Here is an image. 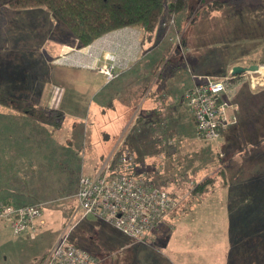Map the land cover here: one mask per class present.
<instances>
[{
	"label": "rangeland",
	"instance_id": "rangeland-1",
	"mask_svg": "<svg viewBox=\"0 0 264 264\" xmlns=\"http://www.w3.org/2000/svg\"><path fill=\"white\" fill-rule=\"evenodd\" d=\"M9 1L0 0V92L25 100L27 106L36 104V111L49 110L50 102L62 98L60 89L50 91L44 59L55 41L67 43L72 36L58 22L57 27L45 8L23 9ZM165 11L148 63L153 64L150 71L159 60L165 74L176 69L167 86L188 123L192 113L182 94L191 77L224 78L237 87L247 80L229 78L233 65H264V0H187L174 15ZM107 61L92 68L104 74V66L115 64V78L117 70L126 68L112 55ZM137 75L136 85L133 80L114 81L100 95H67L77 105L64 111L57 126L30 116L27 122L18 120L12 115L16 110L0 106V154L11 147L15 151L0 158V187L8 189L0 200L8 195L14 204H43L34 237L29 232L15 235L9 227L1 231L0 264H39L72 219L70 242L91 254L95 264H264V109L246 118L253 126L249 131L241 125L244 112L232 90L223 96L227 124L216 140L200 138L192 121L184 123V138L172 147L166 125L172 121L158 131L161 141L141 146L133 137L135 166L152 171L156 184L174 191L180 201L175 214L148 234L146 242L125 236L98 217L76 214L81 177L97 174L132 126L148 92L146 82L155 80L151 73ZM74 113L79 118L70 115ZM17 134L30 137L25 147L9 141L7 148L4 136ZM208 179H214L208 192H193L195 183Z\"/></svg>",
	"mask_w": 264,
	"mask_h": 264
},
{
	"label": "built area",
	"instance_id": "built-area-1",
	"mask_svg": "<svg viewBox=\"0 0 264 264\" xmlns=\"http://www.w3.org/2000/svg\"><path fill=\"white\" fill-rule=\"evenodd\" d=\"M258 66L256 71L238 75L247 80L253 89L264 86V65ZM114 67L115 64H112L102 69L109 80L115 78ZM230 75V79L236 78L232 70ZM228 81L224 78L201 80L185 94L197 135L203 139L216 140L220 135L219 129L227 124L225 104H221L220 98L226 92ZM132 156L126 152L117 157V151L112 152L96 175L81 177L76 193V214L93 215L125 236L146 242L147 235L155 224L165 218L173 201L165 190L121 173L123 168L128 170L135 165ZM42 206L0 203V222L6 223L15 235L29 232L34 237L35 223L42 216ZM73 226L72 219L39 264H95L91 254L70 242L69 232Z\"/></svg>",
	"mask_w": 264,
	"mask_h": 264
},
{
	"label": "trees",
	"instance_id": "trees-1",
	"mask_svg": "<svg viewBox=\"0 0 264 264\" xmlns=\"http://www.w3.org/2000/svg\"><path fill=\"white\" fill-rule=\"evenodd\" d=\"M166 0H10L9 4L14 5L18 8H45L49 11L52 17L55 19L56 22L60 24V26H64V28L70 33V35L75 38L78 42L79 48L88 47L97 39L103 37L104 35L124 28H136L141 32V45L143 48V52H147L149 50L154 49L157 46V30L162 22V18L165 14V10L171 12L172 15L174 13L183 10L186 5V0H173L170 4H166ZM167 5V6H166ZM167 7V9H166ZM163 64V61H160L154 68L153 77H157V81L155 86L160 87L165 78L168 74L164 73L163 71L159 73L160 67ZM159 73V74H158ZM226 73V72H225ZM224 73V74H225ZM222 74V75H224ZM236 78L239 79L238 75H234ZM196 84V83H195ZM194 84V85H195ZM194 85L192 87H194ZM230 86L228 84L226 89L227 92L232 90L233 96L236 97V101L240 108L243 110L244 115L241 117L242 124L246 129L249 131H253V126L250 122L246 121L251 115V112H258V109L261 107L264 109V86L258 87L256 89H252L249 86V82L239 83ZM149 84L146 86L148 88ZM154 86V87H155ZM153 87V88H154ZM191 87V88H192ZM235 87V88H232ZM182 94V99L185 101V94ZM159 89V88H157ZM157 89L151 90L147 95V98L156 96ZM144 93L141 97L144 96ZM223 93L220 98L221 104H225L226 108V98L223 96ZM159 94V93H158ZM226 96V95H225ZM19 97L6 92H0V104L11 106L15 108L17 111L22 112L30 117H33L40 122L50 124V125H59L61 122L62 114L60 111L56 109H43L42 111H36L38 108L36 104L28 102L27 103L23 99H18ZM228 105V104H227ZM32 106V107H31ZM187 106V104H186ZM30 107V108H27ZM254 107V108H253ZM140 110V115L137 119V124L134 125L131 134L128 135L124 142L121 144V147L117 150V157L126 153L132 152V143L136 137L138 143H141V146L147 142V138L149 137L147 134H150L151 130L155 132V139L152 141H161L162 135L158 133V131L163 128L162 121H152L149 125L142 124L143 122V115ZM149 112V111H147ZM191 121L194 124V128L196 131V125L194 117L191 114ZM256 126L255 129H258V121L255 120ZM169 126V140L172 147L173 143L179 144L182 141V136L178 134L177 127L171 124H166ZM247 126V127H246ZM224 128H220L221 131ZM237 135H235L236 137ZM263 137V136H261ZM201 138V137H200ZM259 140V136L257 138ZM156 150V149H155ZM174 150V149H173ZM166 156L170 153L169 151L165 152ZM165 153H163L165 155ZM161 154H159L160 156ZM133 157V156H132ZM153 157V155H151ZM157 156H154V158ZM134 160V158H133ZM133 162V161H132ZM142 164V163H141ZM141 166H133L131 169H122L121 173L128 174L131 176H135L136 178L140 179L146 185H153L157 188L165 190L168 192L169 196L171 197L173 204L167 211L165 218L170 215L175 214L176 208H178V204L180 201L177 199L176 193L174 191H167L166 188H161L156 184V177L154 173L150 170H141ZM158 173L156 172V175ZM225 183V181H224ZM229 183V182H227ZM214 184V179L203 180L200 183L194 184V193L197 195H202L208 192L209 188ZM227 185V184H226ZM225 186V184H223ZM222 187V186H220ZM3 204L11 205L13 202L4 200ZM35 204H42V203H35ZM16 206L21 205H32V203H25V204H14ZM43 205V204H42ZM163 218V220L165 219ZM162 220V221H163ZM155 224L156 226L151 230L157 228L161 223ZM93 257V256H92ZM94 258V257H93ZM95 259V258H94ZM96 262V259H95Z\"/></svg>",
	"mask_w": 264,
	"mask_h": 264
},
{
	"label": "crops",
	"instance_id": "crops-1",
	"mask_svg": "<svg viewBox=\"0 0 264 264\" xmlns=\"http://www.w3.org/2000/svg\"><path fill=\"white\" fill-rule=\"evenodd\" d=\"M58 26L59 24L57 25V27ZM62 28L64 29V27ZM54 43H55L54 44L55 47H49V52L51 55L50 57H45L44 63L48 69L50 91H52L53 87L55 89H60V95L62 99L56 102L55 104H52L50 102L48 105L50 109H56L60 111V113L62 114L61 122L59 125H61L62 123L64 111L75 108L77 105L73 99L69 100L70 96L67 97V95H76V94L85 95L91 93L94 96L100 95L106 89L105 86L110 85L114 81H116L117 84H121L124 80H128L129 83L131 84L133 80V83L136 85L138 79L137 73L140 74L139 76L146 78L150 73L152 75L154 71V69L150 71V68L153 67V64L148 63V59L150 58L149 56H151L154 49L149 50L147 52H143V48L141 45V32L136 28H124L110 32L104 35L103 37L97 39L88 47H84V48H79L77 40L73 37H71L70 41H67V43L63 41L61 42L55 41ZM108 55L114 56L117 63L126 67L117 70L118 77L112 81H108L104 74H101L98 70L92 68L93 66L99 67L101 65L108 64L107 61ZM160 61L161 60H159L158 63ZM38 62H39L38 65L40 67L41 60H38ZM233 67L234 65L231 68ZM164 70L165 68L163 70H160V72L162 71L164 72ZM175 73H176V69L171 70V72L168 73V76L165 78L163 84L160 87L155 86L158 75L156 77L152 76L155 79L154 81H152L153 83L146 82L147 85L149 84L148 88L146 89V91H148L147 95L151 90L153 89L156 90L157 88H159L157 89V95L149 98H147L146 95V97L139 104V107L135 112L136 114L133 116V120L131 124L132 126L131 127L129 126L128 130L131 129L130 131H132L134 125L137 124V119L140 115L139 114L140 110L142 109L144 110L141 111L143 112L142 124L149 125L152 121H158V120L162 121V124L169 123V121H172V123L169 124L176 126L178 134L181 135L182 138H184L183 136V133L185 131L184 123L187 125L188 124L191 125L192 122L191 120H190L191 123L190 122L187 123L186 121H184L186 120L184 117L185 115L179 112L178 110L179 100H177L175 97L171 98L170 96L171 91L169 90L170 87L167 86V82L173 77ZM194 75H199V74H193L192 76ZM198 81H201L199 77H195V78L191 77L190 82L188 83L189 85L188 88H191ZM17 85L18 86L16 87H19V84ZM51 100H53L52 97ZM0 106H4L3 108L4 110H10V111L16 110L11 106H7L3 104H0ZM12 115L18 117L17 118L18 120H23L24 122L25 121L27 122V119L32 118L18 111L16 113H12ZM70 115L74 116L75 118H79L80 116L79 114H75V113ZM180 127L183 128L180 129ZM128 130H126L123 133L116 147L118 146V144L124 142L123 140H125V138L128 136L127 135ZM147 135L149 136L147 138V141H152L155 139L154 137H152V135L150 134ZM28 138L30 137H26L20 134L13 135L12 137L4 136V141H5L4 143L5 145H7V148H10L11 146V144L8 143L9 141L13 143L14 147L19 148L21 145V147L24 148L25 147L24 142L26 144L29 141ZM116 147L114 148L115 151H116ZM13 152L15 151H13V148L11 147L9 152H5V154L2 155L0 154V158L4 159V157L6 156L9 155L11 156ZM2 172L3 171L0 168V174ZM6 189L7 188L0 187V195L6 193L5 192ZM10 197L11 196L8 195L4 196L3 199L0 200V203L3 204L4 202L2 201L4 200L10 201ZM11 205H14V203ZM5 227H9V226L4 222H0V233ZM151 233L152 232H150L149 234Z\"/></svg>",
	"mask_w": 264,
	"mask_h": 264
},
{
	"label": "water",
	"instance_id": "water-1",
	"mask_svg": "<svg viewBox=\"0 0 264 264\" xmlns=\"http://www.w3.org/2000/svg\"><path fill=\"white\" fill-rule=\"evenodd\" d=\"M258 68H259V66L256 64L248 66V67H244L241 65H235L232 68V75H239V74H242V73L247 72V71H256V70H258Z\"/></svg>",
	"mask_w": 264,
	"mask_h": 264
}]
</instances>
